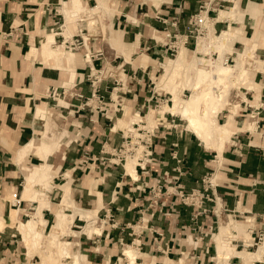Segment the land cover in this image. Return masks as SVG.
Segmentation results:
<instances>
[{
	"label": "crops",
	"instance_id": "obj_1",
	"mask_svg": "<svg viewBox=\"0 0 264 264\" xmlns=\"http://www.w3.org/2000/svg\"><path fill=\"white\" fill-rule=\"evenodd\" d=\"M79 1L87 8L97 1L103 8L106 4L113 7L108 22L111 37L120 31L131 40L124 41L118 33L108 38L110 46L118 48L117 40L121 43L119 48L136 43L132 49L146 55L142 65L149 71L144 73L139 66L138 71L132 70L133 59L125 62L115 48L104 45L101 35L87 39L86 52L90 56L100 52L99 57L85 59L82 49L70 54L50 50L49 47L55 48L53 41L59 43L64 37L62 33H49L50 29L61 28L68 35L74 34L76 26L66 24L63 13L69 0H0V214L6 216L8 208L17 213L15 220L11 215L0 217V264H26L28 259L37 257L28 256L15 229L23 218L34 213L35 205L40 206L36 201L23 199L25 177L45 165L51 178L46 191L48 207L41 209L46 226L52 223L58 200L67 192L84 216L85 212L96 215L94 221L76 214L69 229L79 232L87 223L85 227L101 228L97 234L65 236L74 247L72 252L78 251L80 264H126L119 255L127 245L136 249V264H264V256L242 263L235 255L226 263V259H218L216 246L218 230L230 217H249V228L264 229V73L260 70L264 69V0H209L207 4L213 35L228 25L237 30L234 39L227 43L222 64L233 63L236 52L250 49L253 44L255 59L261 63L247 71L249 89H231L229 104L216 117L217 124H229V138L207 147L177 116L179 127L175 130L157 127L151 156L142 168L134 166L135 178L124 166L122 169L103 164L98 158L105 148L120 144L121 130L115 128L121 129L119 121L126 113L145 114L147 105L150 108L157 95H168L157 92L156 86L149 88L153 80L149 73L157 72L169 61L153 40H157L153 32L162 30L155 17H177V30L183 33L186 18L205 0ZM235 5L232 22L218 20V11L227 12ZM128 22L137 29L136 39ZM191 47L193 52L195 46L188 39L185 51ZM43 50L54 56L46 58ZM96 71L108 75L93 81ZM117 80L118 92L114 94L110 89ZM93 83L103 96V112L76 111L79 100L73 95L88 96ZM22 163L25 166L20 167ZM209 172L215 178L214 192L220 207L216 215L210 212L199 216L206 235L195 241L186 228L194 208L183 205L176 195L166 191L155 199L152 191L160 185L161 190L178 187L185 192L198 187L201 177ZM13 191L20 198L17 207L11 205L9 198ZM217 223L212 240L208 227L212 232ZM228 235L233 234H225V245H229ZM242 235L237 233L233 235L237 238L231 239L237 250L242 249L237 242ZM66 259L70 264V258Z\"/></svg>",
	"mask_w": 264,
	"mask_h": 264
},
{
	"label": "bare ground",
	"instance_id": "obj_2",
	"mask_svg": "<svg viewBox=\"0 0 264 264\" xmlns=\"http://www.w3.org/2000/svg\"><path fill=\"white\" fill-rule=\"evenodd\" d=\"M235 7L236 5L234 7H230L229 11L227 12L219 11L218 12L219 20L226 19L228 23H230V21L232 22ZM81 8L82 7L79 0H69V2L66 3L65 8L63 10L66 24L75 21L74 18H77L78 13L81 12ZM107 11H108L107 9L103 10V12H107ZM237 15L238 14H236V16ZM96 19H97V15L94 17L90 16L89 18L84 20V22L85 24H90L91 22H94ZM236 32H237L236 29L231 28L230 25H228L227 29L223 30L219 35H213L212 46H211L212 51H210L209 53L210 54L214 52L217 53L216 59H219L221 56V52L226 50L227 43L235 37ZM206 39H207V32L205 34V37L203 38L200 37L199 39H197V42L199 40L205 41ZM254 49L255 48L253 44V46L250 49H245L242 53H236L235 55L236 58L234 59V64L232 65L221 64L218 62L212 63L208 60L198 62L196 66L197 73H196L195 81L188 88V91L190 92V96L187 99H182L177 93V91H175V89L172 87L174 85H178L180 82L179 80H181L182 78H184V76L187 75L188 66L182 64V62L174 63L172 66L168 68L165 67V65H163V71L166 75L165 78H163L164 80L162 79L161 80L162 82L160 81L157 89H162L166 85L169 86L172 85L170 89L172 95L171 98L172 106L161 107L159 110L160 115L164 116L166 112H170V111L173 113L174 112L179 113L182 118L188 121L189 123L187 127L188 130L193 132L203 143H205L206 146H210V147L216 146L215 145L216 141L214 142L213 139L214 136L228 138V136H230L229 124L228 123L217 124L215 120L220 108L222 107L224 108L229 104L227 97L231 86H235L237 82L238 83L243 82V84L247 83L248 85H250L247 80L248 69H251L252 67L254 68V65L261 66L260 62L255 59ZM182 50H185V48ZM206 50H209V47ZM206 50L204 48L203 50L200 51L197 48L194 52V55H196V53L197 54L204 53L206 55L207 54ZM50 53H51L50 51H46V50L44 51V55L46 56V58L50 56ZM178 53H179V47L177 50V54ZM86 58H88V56H86ZM177 59H179V55ZM247 87L249 89L250 86ZM217 90L219 92L215 93V91ZM142 120H143L142 117L136 114V116L131 117L130 123L132 125V121H133V123L136 122L140 125ZM147 120H149V118H147ZM129 127H131L130 124ZM140 127L142 126L140 125ZM147 132L149 133V131ZM148 136H150V133ZM130 139L132 143L133 140L132 138ZM142 151H144V147L138 146L132 158H125L128 160L124 164V168L126 169L127 173L133 178H135L134 166L138 163L142 165V162L138 161V158H141L142 156L141 155ZM23 153L24 150L20 153V157L23 156ZM48 171H49V167L45 165L38 172L34 174L31 173L26 175L24 180L25 184L23 190V199L36 201L40 205L38 207L36 206L33 207L34 213L30 215L29 220H27L26 222H19L18 224H16L18 230L22 232H26V231L28 232L23 234L21 237L23 243L25 244V247L28 250V253H31L33 247L34 246L36 247L39 244V241L42 239L43 236L41 229L40 230H38L37 228L35 229L34 226L43 225L44 223H46L45 219L42 217L41 208L48 207V201L46 195V191L48 190V187L44 189L43 190L44 192L42 191L40 194H37L38 193L37 188L38 186L40 187L41 183L43 182L48 183L51 180ZM11 211L13 212V215L11 216L15 220L16 217L15 215L17 213L15 210H11ZM93 213L94 212H91L90 213L91 215H89V213L86 214L85 212L86 216H84L82 210H80L75 205V203L69 198L67 192L63 194L61 200L57 203V208L54 212V216H53L54 223L51 228V232H53V236L50 237L49 239L50 242H48L51 249H49L48 252H45L43 254V259H42L43 264H46L44 261H50L51 264H63L65 262V261L63 262L64 258L65 259L70 258V264H80L78 251L77 252L68 251L71 243H69L66 239H64V237L69 234L75 235V234L83 233L86 235H91L92 233L95 234L99 233L101 228L96 226H90V227L88 226L87 229L79 232L69 229L73 217L76 214L80 218L86 217V219H94L96 215H94ZM250 221L251 219L249 217H246L244 223L248 222L250 224ZM240 224H241L240 221H237L235 218L230 217L227 223L223 225V230L228 231L229 229L230 230L239 229ZM29 233H32V235H29ZM248 234H249V229L242 235V237L245 238V245H250L251 243ZM223 238L224 236L222 235V233H220L216 239L218 256H221L222 250L224 248ZM54 241L55 244H53ZM51 244H53V248H55V250H52ZM257 244L259 245L258 248L259 252H252L244 248L243 251L234 252V255L239 257L241 261L243 260V263L244 261H248L252 259L261 260L264 256V232L259 243ZM136 255L137 253L132 247H127L121 250L119 259L123 257L126 260V264H136V260H135ZM180 263L184 264L183 261H181Z\"/></svg>",
	"mask_w": 264,
	"mask_h": 264
},
{
	"label": "rangeland",
	"instance_id": "obj_3",
	"mask_svg": "<svg viewBox=\"0 0 264 264\" xmlns=\"http://www.w3.org/2000/svg\"><path fill=\"white\" fill-rule=\"evenodd\" d=\"M208 1L209 0H205V1H203L202 3H205L206 5L208 4ZM230 4V3H229ZM66 5V4H65ZM97 6V7H96ZM226 6V8L229 6V5H225ZM82 7V6H81ZM115 7V6H114ZM208 7V6H207ZM82 8H83V10H82ZM81 8V12H79L78 13V16H77V18H74V20L75 21H72L69 25H74V26H76L75 28H74V32L73 33H77V34H79V35H81L82 37H85V41H84V49L87 51V52H89V49H88V45H87V42H88V38L89 37H95V36H97V35H101V39H102V41H103V43H104V45H106V47L108 48V49H110L112 46H110V42L108 41V38H114L118 33H119V35H120V38H122L124 41L125 40H127V39H129V41L131 40V37H129V36H127L126 34H123L122 32H120V31H116V35L115 36H113V37H111V35H113V32L110 30V28H109V20H110V18H111V12H112V10L114 9L113 7L111 8V7H108V5L106 4V6H105V8H103L102 7V4L99 2V1H97V3H96V5L95 6H91V7H89V8H87V7H82ZM104 9H107L108 11L107 12H103V10ZM224 11H226V10H224ZM219 12V11H218ZM218 12H217V16H218V20H219V14H218ZM97 15V21L95 20L94 22H91L90 24H85V22H84V20H86L87 18H89L90 16L91 17H94V16H96ZM99 20V21H98ZM108 26H107V25ZM128 25H129V27H131V28H133L134 29V35H132V37H135V39H136V34H137V29L136 28H134V26H133V24H130V22H128ZM67 26V25H66ZM125 26V25H124ZM208 27V32H207V39L205 40V41H201V40H199L197 43H196V46H195V49H194V51L192 52V47L188 50V51H185V50H182V49H184V47H182V46H178L179 47V53L177 54V52H176V54L177 55H175V57L174 58H167L166 59V62L168 61V63H167V65H165V67H170V66H172L174 63H179V62H182V64H184V65H186V66H188V73H187V75L186 76H184V78H182L181 80H179L180 82H179V84L178 85H174L172 88H174L175 89V91H177V93L179 94V96L182 98V99H187L189 96H190V92L188 91V88H189V86H191L193 83H194V81H195V77H196V66H197V63L198 62H202V61H205V60H208L207 58H206V56H209V52L210 51H212L211 49V46H212V37H213V33H212V31H211V28L209 27L210 26V23L207 25ZM59 27V25H57L56 26V28H58ZM86 27V28H85ZM108 28V29H107ZM84 29H86V30H84ZM119 29L120 30H123L122 29V26H120L119 27ZM53 31V32H52ZM82 31V33H79V32H81ZM223 31V30H222ZM221 31V32H222ZM88 33V34H85V33ZM221 32H219V33H217V34H215V35H219ZM49 33H56L57 35H58V33H62L63 35H64V37H68L69 35L64 31V32H62L61 31V28H58V29H56V30H52V29H50V31H49ZM48 33V34H49ZM65 33V34H64ZM115 33V32H114ZM139 33V32H138ZM144 34V33H143ZM153 35H156V33H154L153 32ZM56 36V35H55ZM55 36H54V38H55ZM122 36V37H121ZM144 36V35H143ZM236 36V35H235ZM161 38V37H160ZM140 39V38H139ZM234 39V38H233ZM53 43H54V46H55V48H52V47H49V49L50 50H55V51H57V52H62L63 51V49H62V46H60V47H58V45H60V42L58 43V42H54L53 41ZM209 43H210V45H209ZM135 44L136 43H133V44H131V46L129 45V46H127L126 45V47H122V48H119L120 46H121V43H120V41L119 40H117V41H115V45L116 46H118V48H115V47H112L113 49H114V51L117 53V55H122L124 58H125V62H129L130 61V58H132L133 59V62H132V64H131V66H132V70H134V71H138L137 70V66H139L140 67V69L144 72V73H147L148 71H149V68L147 67V68H144L143 67V65H142V63H143V58H144V56H146L145 54H143V53H140V51L138 50V49H132V47H134L135 46ZM198 45V46H197ZM208 47H209V50H206V49H208ZM199 49L200 51L201 50H203L204 48H205V50L207 51L206 53V55L204 54V53H196V55H194V52H195V50L196 49ZM246 48H244V49H242V50H240V51H238V52H236V53H242L244 50H245ZM79 50H81V49H79ZM78 50V51H79ZM177 50H178V48H177ZM180 51H181V54H180ZM199 51V52H200ZM226 51H228V48H227V46H226V50H224V51H222L221 52V56H220V58L219 59H213L212 61L210 60V62H212V63H221L222 64V55L224 54V52H226ZM184 52V53H183ZM120 53V54H119ZM128 53V54H127ZM68 54H70V52H68ZM88 54V53H87ZM180 54V56H179V59H177V57H178V55ZM212 54V53H211ZM214 54V56L217 58V53H213ZM89 55V54H88ZM87 55V56H88ZM185 55V56H184ZM50 56H54V53L53 52H51L50 53ZM126 56H127V58H126ZM143 56V57H142ZM214 56H213V58H214ZM89 58V57H88ZM236 58V56L234 57V59ZM175 59H177V60H175ZM175 60V61H174ZM163 62H165V60L163 61ZM165 62V63H166ZM232 64H234V62L233 63H229V65H232ZM261 64V63H260ZM259 64V65H260ZM146 65V64H145ZM144 65V66H145ZM149 66L151 65L150 63L148 64ZM151 67V66H150ZM253 68V67H252ZM251 68V69H252ZM161 69V70H160ZM159 70H157V72H155V73H149L150 74V77H152V79L153 80H151V85L149 86V88H152L153 86H156L155 87V90L158 92L159 90H161L162 91V93L164 92V93H167L168 95H165V96H163V100H165V101H167V100H169V102L167 101V103L165 104L164 103V101L162 100V102L160 103V105H159V107H156L155 108V110L152 108L153 106L151 105V107L149 108H147L146 109V112H145V114H143V113H141V115H139V116H141L142 117V121H141V123H140V125L142 126V127H140V125L138 124V123H136V122H134L133 123V121H132V125L133 124H135V125H137V127H138V129H140V130H144V131H149V133L151 134L152 132H153V130L152 129H154V125H155V123H156V118L159 120V121H163V119H164V116L163 115H160V113H159V110H160V108L161 107H164V106H172V101H171V98H172V95H171V86H169V85H166V86H164L162 89H157V87H158V85H159V83H160V81L163 79V78H165V73H164V71H163V65H162V68H160ZM248 70H250V69H248ZM260 70L264 73V69L263 68H261L260 67ZM133 71V72H134ZM104 72V71H103ZM108 73H109V70H108ZM108 73L106 72L105 73V75L104 74H102V76H107L108 75ZM110 73H111V71H110ZM109 73V74H110ZM122 75V74H121ZM122 77V80L124 79V77H123V75L121 76ZM164 80V79H163ZM162 82V81H161ZM240 86H242V87H247V86H250V85H248L247 83L246 84H243V82H237L236 83V85L235 86H231V88L229 89V91H231V89H238ZM219 91L217 90V91H215V93H218ZM170 93V94H169ZM229 95V94H228ZM116 99V96L114 95V100ZM227 99H228V97H227ZM156 110H158V111H156ZM223 110V107L222 108H220V110H219V112H218V114L221 112ZM49 111H47V113H48ZM157 112H158V114L159 115H157ZM167 113V112H166ZM168 113H170L171 115H173V116H176V118H175V122L177 121V123L179 124V120H178V117L180 118V120H182L183 122H186V125L187 124H189L188 123V121H186V119H184V118H182L181 117V115L179 114V113H177V112H168ZM217 114V115H218ZM134 116H136V114L135 115H128L127 113L125 114V118L124 119H122L121 121H119V123H120V126H121V129L120 128H115V129H119V130H121V132L123 133V135L125 136V137H130V138H132V144H135L136 146L134 147V149H133V153L132 154H130V155H127L125 158H132V156L135 154V150L137 149V147L139 146H142L140 143H138L136 140H137V138H139V137H142V135L140 134V133H138V132H136L135 131V127L134 126H132L131 125V123H130V120H131V117H134ZM150 116V117H149ZM178 116V117H177ZM147 118H149V120H147ZM152 118V119H151ZM151 119V120H150ZM147 122H146V121ZM135 121V120H134ZM151 121H153V122H151ZM117 123H118V121L116 120V126H117ZM129 124H130V126L131 127H129ZM187 127H188V125H187ZM132 128V129H131ZM186 129H188V128H186ZM146 136H148V135H146ZM147 139H148V137H146ZM228 138H229V136H228ZM228 138H223V137H220V136H214V142L216 143L215 145H217V143H218V141H224V140H226V139H228ZM151 139V138H150ZM152 141V140H151ZM47 144V143H46ZM207 147H210V146H207ZM143 152H146V150L144 149V151H142L141 153V155L143 156ZM128 159H125V161H123L122 162V164H121V166L119 165V167L120 168H122L123 169V167L122 166H124V164L126 163V161H127ZM22 166H25V164L24 163H22L21 165H20V167H22ZM36 167H41V165H38V166H36ZM34 169V168H33ZM33 169H31L32 171H33ZM35 170H37V169H35ZM34 170V171H35ZM34 174V173H33ZM26 175V174H25ZM68 181H70V179H67ZM46 182H48V181H46ZM62 182V181H61ZM49 184H50V181L48 182V183H41L40 184V187L38 186V188H37V194H40L44 189H46L48 186H49ZM68 186V185H67ZM67 186H65L64 188H63V191L66 189V187ZM44 192V191H43ZM48 200H49V197H48ZM52 201H55V200H52ZM60 200H58V202H59ZM38 203V202H37ZM36 206V205H35ZM42 209V208H41ZM12 209L11 208H9L8 209V213H7V215L6 216H10V215H13V212L11 211ZM55 212V211H54ZM220 215V214H219ZM229 215H231V214H228L227 216H229ZM6 216H3V215H1L0 214V217H6ZM53 216H54V213H53ZM227 216H226V218L224 219V218H222V219H224V220H226L227 219ZM232 216V215H231ZM54 218V217H53ZM30 219V217L28 216L27 218L25 217V218H23V220L22 221H20V222H26L27 220H29ZM242 220H237V221H240L241 222V224H240V228L239 229H235V230H228V231H224L223 230V226L222 227H220L219 228V230H218V234H220V232L222 233V235L225 237V234L226 233H232L233 235H235V234H244L248 229H249V227H251V225L250 224H252V221H250V224L248 223V222H246V223H244V221H245V219H246V217H245V219L244 218H241ZM54 220V219H53ZM95 221V220H94ZM53 223H54V221H52V223L50 224V226L48 227V226H46V223H44L43 225H35L34 227H35V229L37 228L38 230H40L41 229V232H42V239L39 241V244L35 247H33V249H32V251H31V253H27L28 254V256H30V257H32L31 255H33V254H37V257H33L30 261H29V259H28V261H27V263L26 264H43V261H42V259H43V254L45 253V252H48L49 251V249H51L50 248V246H49V244H48V242H50V237H52L53 236V232H51V228H52V225H53ZM219 223V222H218ZM218 223L217 224H215V227L212 229V232H211V234H210V237H212V240H213V235L216 233V231H217V226H218ZM6 224H8V223H6ZM86 225H88V223L86 224ZM85 225V226H86ZM8 226H11V225H9L8 224ZM45 226H46V228H45ZM85 226H83L82 228H81V230L83 229V230H85V229H87L88 227H85ZM3 227V226H2ZM12 227H14L15 228V226L14 225H12ZM85 227V228H84ZM15 230H17V234H18V236H19V238H21L22 237V235L23 234H25V233H28L27 231L26 232H22V231H20V230H18L17 229V226H16V229ZM209 232V231H208ZM224 232V233H223ZM217 234V235H218ZM29 235H32V233H29ZM233 235H228L227 237L229 238L228 239V244L229 245H225L224 244V248H223V250H222V254H221V256H218V259L219 260H221V259H226V263H227V261H228V259L230 258V257H232V256H234V252H236V251H242V250H244V248L245 247H243L242 249H240V245L238 246V248L240 249V250H237V249H235V245H234V243L233 242H231V239H234V238H237V236H233ZM64 239H68V238H66V237H64ZM242 240H243V244H244V246H245V238H241ZM21 240H22V238H21ZM58 241H59V238H58ZM255 241H256V239H255ZM259 243V242H258ZM21 244H24L23 242L21 243ZM53 244H55V241L53 242ZM53 244H51V246H52V250H55V248H53ZM25 245V244H24ZM213 245H214V243H213ZM127 246H129V245H127ZM126 246V247H127ZM233 246V247H232ZM126 247H123L122 249H125ZM74 247H73V245H70L69 246V249H68V251H70V252H72V249H73ZM133 249H135L134 247H132ZM259 248V245L257 244L256 246L254 245V246H252V247H250V248H246L247 250H249V251H252V252H259L258 249ZM121 249V250H122ZM136 250V249H135ZM121 252V251H120ZM224 252V253H223ZM120 256V255H119ZM65 261V262H64ZM68 261V259H63V264H68V263H66ZM46 264H51V262L50 261H44ZM243 263V262H242ZM120 264H123V262L122 263H120Z\"/></svg>",
	"mask_w": 264,
	"mask_h": 264
},
{
	"label": "built area",
	"instance_id": "obj_4",
	"mask_svg": "<svg viewBox=\"0 0 264 264\" xmlns=\"http://www.w3.org/2000/svg\"><path fill=\"white\" fill-rule=\"evenodd\" d=\"M208 8L205 3H200L197 6V9L194 14L188 16L185 20V29L184 32L181 33L177 30V26L179 23V19L177 17H172L171 19H163L161 17L156 16L155 19H157L160 24L162 25V30L156 32V39L154 40V43L158 44L159 49L162 50L163 56L166 58H174L177 52L178 46H185L187 45V40L192 39L193 46H196L197 39L200 37H205L206 31L208 32V24L210 23V20L207 16ZM81 33V32H79ZM161 37V38H160ZM84 41L85 38L81 35L74 33L73 35H69L68 37L61 38L60 46H62V49L66 52H76L79 49H82L84 52L86 50L84 49ZM148 47H145V50H148ZM87 52L84 55V58L86 59ZM92 56L99 57L100 52H96L92 54L91 56L88 55V59H90ZM214 54H210L207 56L208 61H212ZM86 61V60H85ZM159 66V65H158ZM159 69V68H158ZM95 76H93V81H100L101 78H104L105 76H102L101 72H93ZM92 74V75H93ZM98 77V79H96ZM120 80L114 81L115 85L110 89V92H113L114 94H117L118 88L117 84ZM121 86V85H120ZM122 87V86H121ZM64 94V91H62V95ZM73 97L75 99L79 100L78 106L75 108L76 111H90L93 110L95 113L103 112L104 110V99L101 94H99L98 88L96 87V84H91V90L88 96L84 97L81 94H74ZM160 98V99H159ZM163 97H159L158 95L154 99L153 102V109L162 102ZM162 99V100H161ZM150 100V99H149ZM161 101V102H160ZM166 104L167 101L163 100ZM148 108V105H147ZM176 116L171 115L170 113L164 114L163 121H159L156 118V123L154 125V131L153 133L148 136V139L146 138V135H149L147 131L138 129L137 125L133 124L132 126L135 127L136 132L140 133L142 137L137 138V142L140 143L146 152H143V156L141 158H138L139 162H142V165L138 163L139 167H143L145 161L149 159L151 156L150 147L152 145V141L154 139L157 127L161 125V127L165 129H172L175 130L177 127H179L178 123L175 122ZM121 142L116 148H105V150L101 151L102 156L98 158V161L103 164H111L114 166H121L122 162L124 161L125 157L127 155H130L133 153V149L136 146L135 144L131 143V139L129 137H125L123 133L121 132ZM151 138V139H150ZM152 140V141H151ZM134 146V147H133ZM174 155V154H173ZM216 186L215 178L211 172L204 174L201 179L198 187L192 188L188 191L183 192L178 187H171L170 190H161L160 185H156L154 190L152 191V197L157 198L158 195L163 193V191H166L167 193L176 195L180 203L186 206H190L194 208V211L188 218V222L186 223V228L189 231L191 237L193 240H200L203 235H206V233L203 231V226L201 222L199 221V216H203L207 213L212 212L216 215V210L219 204L217 202L218 197L215 196L214 188ZM10 201L12 206H19L20 198L16 191H13L10 194ZM155 203V201H153ZM206 203H211L212 206L208 207ZM216 208V209H214ZM245 218V217H243ZM251 225V224H250ZM211 227H208L207 232L209 235L211 234ZM264 229H258L253 230V228H249V234L248 237L251 240L250 245L243 244V240L240 239L239 244L241 248H250L252 246H256L257 243L260 241L262 235H263ZM256 239V241H255Z\"/></svg>",
	"mask_w": 264,
	"mask_h": 264
}]
</instances>
